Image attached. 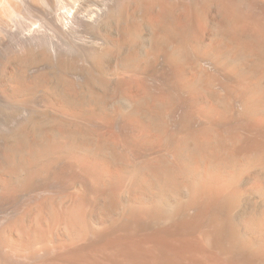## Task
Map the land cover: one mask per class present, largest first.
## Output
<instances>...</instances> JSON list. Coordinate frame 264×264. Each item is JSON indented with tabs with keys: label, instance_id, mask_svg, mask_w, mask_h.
Listing matches in <instances>:
<instances>
[{
	"label": "bare ground",
	"instance_id": "obj_1",
	"mask_svg": "<svg viewBox=\"0 0 264 264\" xmlns=\"http://www.w3.org/2000/svg\"><path fill=\"white\" fill-rule=\"evenodd\" d=\"M0 264H264V0H0Z\"/></svg>",
	"mask_w": 264,
	"mask_h": 264
},
{
	"label": "rangeland",
	"instance_id": "obj_2",
	"mask_svg": "<svg viewBox=\"0 0 264 264\" xmlns=\"http://www.w3.org/2000/svg\"><path fill=\"white\" fill-rule=\"evenodd\" d=\"M176 10H179L178 6H177ZM200 32H201V34H205L207 32V29L202 28Z\"/></svg>",
	"mask_w": 264,
	"mask_h": 264
}]
</instances>
